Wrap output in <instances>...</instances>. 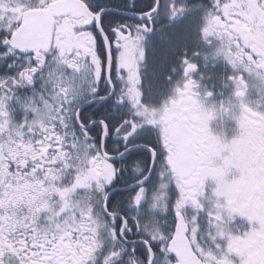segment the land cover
I'll return each mask as SVG.
<instances>
[{
	"label": "snow or ice",
	"instance_id": "obj_1",
	"mask_svg": "<svg viewBox=\"0 0 264 264\" xmlns=\"http://www.w3.org/2000/svg\"><path fill=\"white\" fill-rule=\"evenodd\" d=\"M0 264H264V0H0Z\"/></svg>",
	"mask_w": 264,
	"mask_h": 264
}]
</instances>
